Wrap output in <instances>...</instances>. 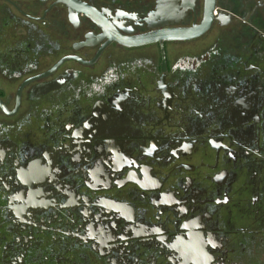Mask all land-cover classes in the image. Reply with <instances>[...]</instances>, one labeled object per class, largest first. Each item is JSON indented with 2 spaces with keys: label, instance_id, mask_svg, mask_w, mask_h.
<instances>
[{
  "label": "flooded vegetation",
  "instance_id": "af4514ba",
  "mask_svg": "<svg viewBox=\"0 0 264 264\" xmlns=\"http://www.w3.org/2000/svg\"><path fill=\"white\" fill-rule=\"evenodd\" d=\"M0 264H264V0H0Z\"/></svg>",
  "mask_w": 264,
  "mask_h": 264
}]
</instances>
